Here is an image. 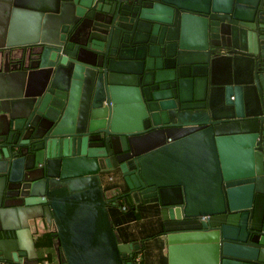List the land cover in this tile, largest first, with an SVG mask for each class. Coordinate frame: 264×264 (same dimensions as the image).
<instances>
[{
    "label": "water",
    "instance_id": "95a60500",
    "mask_svg": "<svg viewBox=\"0 0 264 264\" xmlns=\"http://www.w3.org/2000/svg\"><path fill=\"white\" fill-rule=\"evenodd\" d=\"M115 169L168 264H264V0H0V264L44 226L57 264H139Z\"/></svg>",
    "mask_w": 264,
    "mask_h": 264
},
{
    "label": "crops",
    "instance_id": "0c3cea01",
    "mask_svg": "<svg viewBox=\"0 0 264 264\" xmlns=\"http://www.w3.org/2000/svg\"><path fill=\"white\" fill-rule=\"evenodd\" d=\"M102 185L107 196H113L116 191L127 189L118 169L102 174ZM108 210L114 229L122 241H141L142 246L135 254V258L137 255L140 256L139 264H168L167 242L165 236L161 234L162 218L157 203H135L134 208L128 207L125 210L119 205H109ZM41 230L44 231L33 232L36 249L50 241H56L55 237L49 234L46 226ZM49 261L48 258L40 256V264Z\"/></svg>",
    "mask_w": 264,
    "mask_h": 264
},
{
    "label": "trees",
    "instance_id": "16d2710c",
    "mask_svg": "<svg viewBox=\"0 0 264 264\" xmlns=\"http://www.w3.org/2000/svg\"><path fill=\"white\" fill-rule=\"evenodd\" d=\"M113 196L115 197V201L120 207L124 204L127 206V208L135 207V202L128 194H125V191H116ZM49 234H51L50 231ZM56 246H57L56 241L55 242L50 241V243L40 246L37 249V252L42 258H48L50 260L49 263L57 264L58 261L56 257L57 254ZM135 261L136 263H139L140 260H137V258H135Z\"/></svg>",
    "mask_w": 264,
    "mask_h": 264
},
{
    "label": "built area",
    "instance_id": "2783aa9c",
    "mask_svg": "<svg viewBox=\"0 0 264 264\" xmlns=\"http://www.w3.org/2000/svg\"><path fill=\"white\" fill-rule=\"evenodd\" d=\"M121 208H122L123 210H125V209H127V206L124 204V205L121 206Z\"/></svg>",
    "mask_w": 264,
    "mask_h": 264
},
{
    "label": "rangeland",
    "instance_id": "374dc122",
    "mask_svg": "<svg viewBox=\"0 0 264 264\" xmlns=\"http://www.w3.org/2000/svg\"><path fill=\"white\" fill-rule=\"evenodd\" d=\"M136 258H137V260H140V256H138V255H137V257H136Z\"/></svg>",
    "mask_w": 264,
    "mask_h": 264
}]
</instances>
